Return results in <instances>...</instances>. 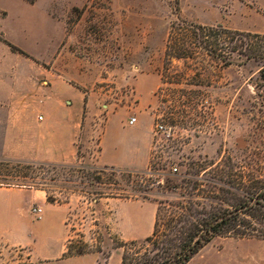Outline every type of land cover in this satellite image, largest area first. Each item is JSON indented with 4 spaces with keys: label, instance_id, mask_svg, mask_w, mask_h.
<instances>
[{
    "label": "rangeland",
    "instance_id": "obj_1",
    "mask_svg": "<svg viewBox=\"0 0 264 264\" xmlns=\"http://www.w3.org/2000/svg\"><path fill=\"white\" fill-rule=\"evenodd\" d=\"M34 2L18 3L16 10L0 15V28L55 29L46 13L52 0ZM67 3L58 0L57 5ZM69 10L67 28L75 32L70 56L76 59L70 82L87 93L85 112L93 120L77 138V161L39 169V182L47 199L68 207L71 250L95 255L98 264H121L123 249L114 248L115 242L147 237L133 229L135 223L122 211L146 221L143 207L150 205L155 220L157 201L180 195L174 186L188 178H212L213 169L196 163L229 159L264 165L263 63L237 52L230 65L205 54L196 60L165 59L167 39L179 17L264 34V0H179V9L176 0H79ZM115 111L137 117L151 131V160L144 171L156 172L158 181L149 199L100 197V192H116L115 185L95 179L110 181V172L95 158L108 113ZM158 123L168 125L170 135H156ZM254 171L264 174V168ZM0 196L18 201L20 215L29 213L35 220L31 209L36 205L19 190ZM20 247L0 238V264L33 256L31 247ZM62 259L40 263L63 264ZM188 264H264V239L219 237Z\"/></svg>",
    "mask_w": 264,
    "mask_h": 264
},
{
    "label": "crops",
    "instance_id": "obj_2",
    "mask_svg": "<svg viewBox=\"0 0 264 264\" xmlns=\"http://www.w3.org/2000/svg\"><path fill=\"white\" fill-rule=\"evenodd\" d=\"M52 2L46 13L55 29L0 28V158L73 163L79 158V133L86 123L91 126L93 119L85 112L87 93L70 82L75 78L72 66L76 59L70 56L69 48L75 32L67 28L66 16L79 0H69L62 8L58 0ZM18 3L27 4L28 0H0V15L16 10ZM130 119L119 111L108 113L95 158L98 166L130 170L149 167L151 131L138 118L133 124ZM13 188L0 186V194L19 190L30 205L42 209L41 217L34 220L29 213L21 216L18 201L0 196V238L31 247L33 264L61 258L69 239L67 205L49 202L43 189ZM143 210L148 214L146 221L127 210L122 214L135 223L136 232L148 236L154 228L153 209L145 205ZM62 260L63 264L99 263L91 253Z\"/></svg>",
    "mask_w": 264,
    "mask_h": 264
},
{
    "label": "trees",
    "instance_id": "obj_3",
    "mask_svg": "<svg viewBox=\"0 0 264 264\" xmlns=\"http://www.w3.org/2000/svg\"><path fill=\"white\" fill-rule=\"evenodd\" d=\"M176 5L179 9V0ZM236 52L247 59L261 61L264 75V34L235 30L222 24L203 25L179 17V23H174L169 33L165 59L196 60L205 54L230 65ZM196 164L213 169L212 178L184 179L183 185L174 186L181 189L178 197L157 201L151 235L115 242L114 248L123 249L121 264H188L219 237L264 239V174L254 171H261L264 165L248 163L245 166L229 159ZM57 165L0 158V186L46 190L39 182L38 171ZM102 168L110 172V181L102 182L101 176L95 179L115 185L116 192H100V197L149 199L148 192L158 181L153 171ZM48 201L53 203L50 197ZM73 243V239H68L62 258L88 253L81 248L71 250ZM19 256L17 264H33L31 253L26 260Z\"/></svg>",
    "mask_w": 264,
    "mask_h": 264
},
{
    "label": "built area",
    "instance_id": "obj_4",
    "mask_svg": "<svg viewBox=\"0 0 264 264\" xmlns=\"http://www.w3.org/2000/svg\"><path fill=\"white\" fill-rule=\"evenodd\" d=\"M137 121V117H132L130 119V123L133 124ZM170 127L166 124H163V123H158L156 125V128H155V134L156 135H170ZM175 172L178 170V168H174L173 169ZM32 214L33 216L35 217V219H39L41 217V212H42V209L37 207V206H33L32 209Z\"/></svg>",
    "mask_w": 264,
    "mask_h": 264
}]
</instances>
